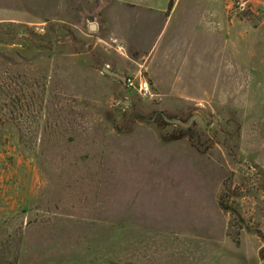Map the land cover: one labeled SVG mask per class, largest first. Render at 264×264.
Returning <instances> with one entry per match:
<instances>
[{"label":"rangeland","instance_id":"374dc122","mask_svg":"<svg viewBox=\"0 0 264 264\" xmlns=\"http://www.w3.org/2000/svg\"><path fill=\"white\" fill-rule=\"evenodd\" d=\"M135 2L175 5L158 83L155 11L138 36L131 0H0V264L263 263L264 0ZM210 2L217 68L186 80Z\"/></svg>","mask_w":264,"mask_h":264},{"label":"crops","instance_id":"0c3cea01","mask_svg":"<svg viewBox=\"0 0 264 264\" xmlns=\"http://www.w3.org/2000/svg\"><path fill=\"white\" fill-rule=\"evenodd\" d=\"M215 1V0H213ZM132 3H129V5L134 6V15L132 17L131 24L133 27L136 28V35L140 34V36L143 35V23H144V13L146 12V9H148V14L151 15L154 11L156 12V24H155V34L157 35V40L159 41L160 38V45L156 47L154 52L150 54V56H142V59L146 61L145 70H148L150 73V80L154 83H158L156 79V64L158 65H168L172 62L171 56H168L167 53H158V50L161 48L162 50L167 48H171L173 45L172 40L169 41V38L162 42L163 35L165 33V30L168 29V21L170 22L171 13H173L175 9V5H172L170 13L163 16L166 12L155 8L153 6H149V4L145 2H135V0H131ZM197 9V5H194L193 8ZM198 8L200 9L198 14L200 26L202 27L203 33L205 34V40L201 44L195 43L191 39H186L183 42V45L180 47L182 52H180L179 55L176 56L174 63L179 68V73H182V77H184L186 80L188 79V76L190 74L197 73L198 75L202 74L203 71L209 70L211 73L212 70L214 72L217 68V57L218 49H217V38H218V32L220 29V15H221V6L220 4H215V2H210L208 4H205L204 6L198 5ZM189 17L187 13L185 14L184 18ZM147 24L151 23V18L148 17ZM187 19V18H186ZM92 26V25H91ZM89 27V29L91 28ZM94 30L96 28L95 25ZM141 27V28H140ZM91 30V29H90ZM141 32V33H140ZM148 32H152L151 30H148ZM147 32V33H148ZM139 36V35H138ZM156 40V41H157ZM183 41V40H182ZM177 43V42H176ZM175 45L177 46V44ZM144 54V53H143ZM142 54V55H143ZM165 54V55H164ZM141 61V60H140ZM172 63V64H174ZM139 64V63H138ZM155 64V66H154ZM104 74L107 75L106 71H104ZM228 264H244L243 261L237 262V261H229ZM226 264V263H225Z\"/></svg>","mask_w":264,"mask_h":264},{"label":"built area","instance_id":"2783aa9c","mask_svg":"<svg viewBox=\"0 0 264 264\" xmlns=\"http://www.w3.org/2000/svg\"><path fill=\"white\" fill-rule=\"evenodd\" d=\"M125 79V87L128 89H135L140 96L144 98H148L151 95V92L149 90L148 83L146 81H139V83H136L134 79L131 78H124Z\"/></svg>","mask_w":264,"mask_h":264},{"label":"water","instance_id":"95a60500","mask_svg":"<svg viewBox=\"0 0 264 264\" xmlns=\"http://www.w3.org/2000/svg\"><path fill=\"white\" fill-rule=\"evenodd\" d=\"M90 29H91V30H94V26L92 25ZM106 73H107V75H109V76H111V77H114L116 80H118L119 82H121V83L123 84V86H125V79H124V78H122L121 76L116 75V73H114V72H110V71H107V70H106ZM194 120H196L197 122H200L199 119L197 118V116H193V117H191V118L187 121V123H181V122H178V121H176V119L171 120V122H172L173 124H176L177 126H180V127L186 129V128H188V127L191 126V124L193 123ZM243 168H244V167H243ZM244 169H245V168H244Z\"/></svg>","mask_w":264,"mask_h":264},{"label":"trees","instance_id":"16d2710c","mask_svg":"<svg viewBox=\"0 0 264 264\" xmlns=\"http://www.w3.org/2000/svg\"><path fill=\"white\" fill-rule=\"evenodd\" d=\"M18 36H20V37H24V33H20ZM35 37V36H34ZM181 131H187V129H185V128H183L182 129V127H181ZM222 196H220V200L218 201V204H219V207L221 208V209H223V210H225V208H227V206H226V204L223 206V203L221 202V198ZM225 203V202H224ZM262 264H264V260H262Z\"/></svg>","mask_w":264,"mask_h":264},{"label":"flooded vegetation","instance_id":"af4514ba","mask_svg":"<svg viewBox=\"0 0 264 264\" xmlns=\"http://www.w3.org/2000/svg\"><path fill=\"white\" fill-rule=\"evenodd\" d=\"M195 121V120H194Z\"/></svg>","mask_w":264,"mask_h":264}]
</instances>
